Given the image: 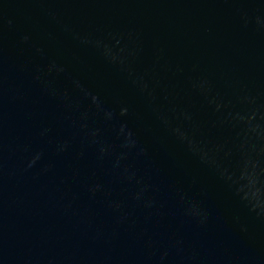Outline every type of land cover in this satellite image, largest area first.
I'll return each mask as SVG.
<instances>
[{
  "label": "water",
  "instance_id": "1",
  "mask_svg": "<svg viewBox=\"0 0 264 264\" xmlns=\"http://www.w3.org/2000/svg\"><path fill=\"white\" fill-rule=\"evenodd\" d=\"M0 264H264V0H0Z\"/></svg>",
  "mask_w": 264,
  "mask_h": 264
}]
</instances>
